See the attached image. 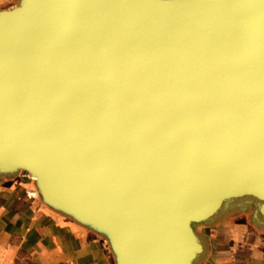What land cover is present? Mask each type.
Wrapping results in <instances>:
<instances>
[{
    "label": "water",
    "instance_id": "water-1",
    "mask_svg": "<svg viewBox=\"0 0 264 264\" xmlns=\"http://www.w3.org/2000/svg\"><path fill=\"white\" fill-rule=\"evenodd\" d=\"M18 172L113 264H196L232 208L264 225V0L0 10V178Z\"/></svg>",
    "mask_w": 264,
    "mask_h": 264
},
{
    "label": "crops",
    "instance_id": "crops-1",
    "mask_svg": "<svg viewBox=\"0 0 264 264\" xmlns=\"http://www.w3.org/2000/svg\"><path fill=\"white\" fill-rule=\"evenodd\" d=\"M16 2L0 0V10ZM36 196L16 179L0 188V264H113L105 240L55 214ZM248 213L232 208L200 227L205 252L196 264H264V225Z\"/></svg>",
    "mask_w": 264,
    "mask_h": 264
},
{
    "label": "rangeland",
    "instance_id": "rangeland-1",
    "mask_svg": "<svg viewBox=\"0 0 264 264\" xmlns=\"http://www.w3.org/2000/svg\"><path fill=\"white\" fill-rule=\"evenodd\" d=\"M8 179H12V181H14V179H16L17 181L22 183L24 185V189L28 193L35 192V188H34L32 180L29 179L27 177V174H25V173L18 172L16 174L9 176L8 178H0V188L2 187L3 184L7 183ZM30 198H33V197L31 196ZM36 198L39 199L38 196H36Z\"/></svg>",
    "mask_w": 264,
    "mask_h": 264
},
{
    "label": "bare ground",
    "instance_id": "bare-ground-1",
    "mask_svg": "<svg viewBox=\"0 0 264 264\" xmlns=\"http://www.w3.org/2000/svg\"><path fill=\"white\" fill-rule=\"evenodd\" d=\"M27 176H28V175H27ZM28 177H29L31 180L34 179V178H31L30 176H28ZM35 192H36V191H35ZM36 195H37V193H36Z\"/></svg>",
    "mask_w": 264,
    "mask_h": 264
},
{
    "label": "built area",
    "instance_id": "built-area-1",
    "mask_svg": "<svg viewBox=\"0 0 264 264\" xmlns=\"http://www.w3.org/2000/svg\"><path fill=\"white\" fill-rule=\"evenodd\" d=\"M28 177V176H27ZM30 196V195H29Z\"/></svg>",
    "mask_w": 264,
    "mask_h": 264
}]
</instances>
